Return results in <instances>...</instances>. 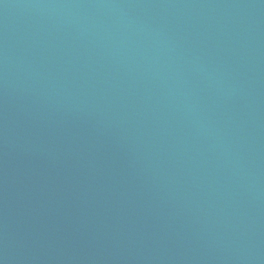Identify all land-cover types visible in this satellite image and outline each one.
Listing matches in <instances>:
<instances>
[{
	"label": "water",
	"instance_id": "water-1",
	"mask_svg": "<svg viewBox=\"0 0 264 264\" xmlns=\"http://www.w3.org/2000/svg\"><path fill=\"white\" fill-rule=\"evenodd\" d=\"M0 264H264V0H0Z\"/></svg>",
	"mask_w": 264,
	"mask_h": 264
}]
</instances>
